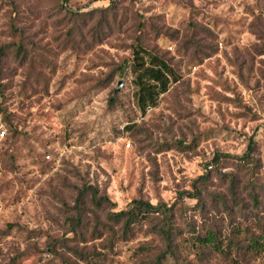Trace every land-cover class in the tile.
Masks as SVG:
<instances>
[{
  "label": "rangeland",
  "instance_id": "rangeland-1",
  "mask_svg": "<svg viewBox=\"0 0 264 264\" xmlns=\"http://www.w3.org/2000/svg\"><path fill=\"white\" fill-rule=\"evenodd\" d=\"M138 44L174 70L145 113ZM2 131L0 264H84L76 249L102 251L70 233L79 189L117 209L135 198L171 203L208 165L210 191H223L231 175L244 183L228 156L251 139L264 181V0H0ZM194 205L179 203L180 228L200 222ZM155 242L140 233L108 264H136L128 247Z\"/></svg>",
  "mask_w": 264,
  "mask_h": 264
},
{
  "label": "trees",
  "instance_id": "trees-1",
  "mask_svg": "<svg viewBox=\"0 0 264 264\" xmlns=\"http://www.w3.org/2000/svg\"><path fill=\"white\" fill-rule=\"evenodd\" d=\"M133 62L136 104L145 113L148 107L157 106L159 96L168 91L174 70L140 44L134 49ZM254 154L255 141L251 139L242 156H228L245 173L244 183L231 175L226 189L211 192L213 172L206 165L191 189L178 191L171 203L135 198L117 209L106 195L92 188L79 189L77 217L70 221L74 227L70 233L74 232L79 244L100 241L102 251L91 245L76 249V256L84 264H108L115 260L117 250L129 246L144 232L153 235L156 242L128 247L136 264H191L188 258L191 255L201 264H206L212 255L233 264L264 257V181ZM225 158L219 155L212 162L218 165ZM186 199L196 201L192 209L200 222L193 225L187 222L184 230L179 227V220L186 212L178 205ZM87 202L93 205L95 215L85 225ZM214 215L218 220L213 221Z\"/></svg>",
  "mask_w": 264,
  "mask_h": 264
},
{
  "label": "built area",
  "instance_id": "built-area-1",
  "mask_svg": "<svg viewBox=\"0 0 264 264\" xmlns=\"http://www.w3.org/2000/svg\"><path fill=\"white\" fill-rule=\"evenodd\" d=\"M4 135H5V131H2V132L0 133V136L3 137ZM47 158H50V156L48 155Z\"/></svg>",
  "mask_w": 264,
  "mask_h": 264
}]
</instances>
